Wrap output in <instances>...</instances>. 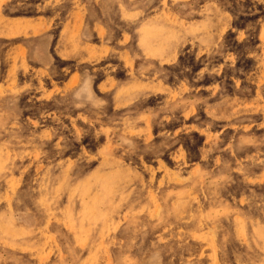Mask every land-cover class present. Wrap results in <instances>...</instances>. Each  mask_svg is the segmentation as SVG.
I'll use <instances>...</instances> for the list:
<instances>
[{"label": "rangeland", "instance_id": "obj_1", "mask_svg": "<svg viewBox=\"0 0 264 264\" xmlns=\"http://www.w3.org/2000/svg\"><path fill=\"white\" fill-rule=\"evenodd\" d=\"M0 264H264V0H0Z\"/></svg>", "mask_w": 264, "mask_h": 264}]
</instances>
